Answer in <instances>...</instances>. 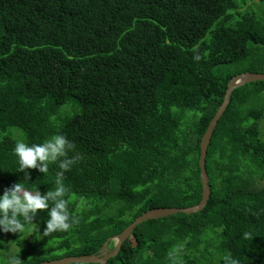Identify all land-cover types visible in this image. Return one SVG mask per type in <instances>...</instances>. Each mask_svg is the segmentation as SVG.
Instances as JSON below:
<instances>
[{
	"label": "trees",
	"instance_id": "16d2710c",
	"mask_svg": "<svg viewBox=\"0 0 264 264\" xmlns=\"http://www.w3.org/2000/svg\"><path fill=\"white\" fill-rule=\"evenodd\" d=\"M263 4L0 0V195L25 178L17 142L65 135L74 163L62 186L77 221L45 237L41 210L22 233L0 231V253L16 246L7 264L95 255L142 213L200 203L199 145L227 85L264 74ZM263 92L264 82L235 89L217 122L205 208L138 225L105 264H223L228 254L264 264ZM27 171L30 190L55 191L58 163Z\"/></svg>",
	"mask_w": 264,
	"mask_h": 264
},
{
	"label": "clouds",
	"instance_id": "9594fccd",
	"mask_svg": "<svg viewBox=\"0 0 264 264\" xmlns=\"http://www.w3.org/2000/svg\"><path fill=\"white\" fill-rule=\"evenodd\" d=\"M74 148V144L62 134L53 135L42 143L28 144L19 141L15 144L13 154L17 157L19 172L25 174L21 182L14 183L6 188L0 195V231L22 233L28 223L41 210H47L46 227L43 236L54 232H66L75 223L74 217L70 216L65 197V189L62 186L64 172L74 163L73 159L67 158V154ZM58 163L56 173L55 191L48 190L41 193L39 189L30 190L25 182L30 183L29 169H36L43 175L48 174L49 164ZM52 202L50 206L49 202ZM172 257V253L169 254ZM11 264H20V259L12 258ZM223 264H239L231 254L225 255Z\"/></svg>",
	"mask_w": 264,
	"mask_h": 264
},
{
	"label": "water",
	"instance_id": "95a60500",
	"mask_svg": "<svg viewBox=\"0 0 264 264\" xmlns=\"http://www.w3.org/2000/svg\"><path fill=\"white\" fill-rule=\"evenodd\" d=\"M255 82H264V74L243 73L241 75L233 77L229 81L223 102L219 106L214 117L211 119L209 126L207 127L204 135L201 138L199 145L200 157H199L198 165L200 168V184L202 187V194H201L202 199L198 205L189 208H172V209L167 208V209H154L147 211L145 213H142L138 218H136L132 224H130L128 227H126L123 230L121 234H119L116 237L108 239L104 243L98 254L91 256H81V257H66L55 261L42 262L39 264H105L108 259H111L118 254L123 243L130 237L133 230L138 225L151 220H159L177 214H184L189 216L201 212L207 205L210 196L209 178L206 172L205 160L212 134L215 130L217 122L219 121V119L225 112L226 108L228 107L233 91L237 88ZM112 241H115V245L112 250H109L108 243Z\"/></svg>",
	"mask_w": 264,
	"mask_h": 264
},
{
	"label": "rangeland",
	"instance_id": "374dc122",
	"mask_svg": "<svg viewBox=\"0 0 264 264\" xmlns=\"http://www.w3.org/2000/svg\"><path fill=\"white\" fill-rule=\"evenodd\" d=\"M259 6L257 7V8H259L258 9V14H259V16L261 18L264 19V4L261 5L260 7ZM255 106L264 107V92H263V94L261 96V99L257 100L255 102ZM261 126H262V128H264V118H263V121L261 123ZM210 176H211V180L213 182V176L211 175V172H210ZM26 239L28 241L29 240V236ZM59 243H60V241H58V240H52V241H50L48 247L54 249V248H56L59 245ZM112 243H113V248H114L115 241H112ZM5 247L7 248V251H2L0 253V264H7V259H9L16 252V246H14V244H12V243H9L8 241L5 243ZM59 255H61V254L56 253L55 255H53V257H58ZM55 260H59V259H53L51 261H55ZM47 262H49V261H47Z\"/></svg>",
	"mask_w": 264,
	"mask_h": 264
}]
</instances>
